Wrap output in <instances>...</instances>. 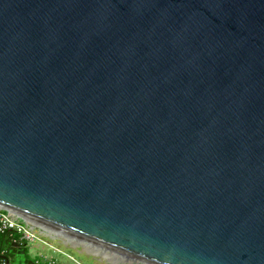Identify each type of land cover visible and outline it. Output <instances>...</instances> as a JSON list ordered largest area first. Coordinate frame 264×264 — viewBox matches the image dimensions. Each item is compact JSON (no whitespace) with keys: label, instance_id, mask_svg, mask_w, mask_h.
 Listing matches in <instances>:
<instances>
[{"label":"water","instance_id":"obj_1","mask_svg":"<svg viewBox=\"0 0 264 264\" xmlns=\"http://www.w3.org/2000/svg\"><path fill=\"white\" fill-rule=\"evenodd\" d=\"M0 207L264 264V0H0Z\"/></svg>","mask_w":264,"mask_h":264},{"label":"rangeland","instance_id":"obj_2","mask_svg":"<svg viewBox=\"0 0 264 264\" xmlns=\"http://www.w3.org/2000/svg\"><path fill=\"white\" fill-rule=\"evenodd\" d=\"M15 215L21 222H25L28 227L32 228V232H35L36 234H34L38 237L30 244L29 249L32 255L37 252L48 254L56 262L64 264H75L67 255L83 264H148L128 254L62 229L53 231L54 233L50 232L49 228L47 229L44 225L47 223L32 221L27 217L22 218L17 214ZM50 226L57 229V227Z\"/></svg>","mask_w":264,"mask_h":264},{"label":"crops","instance_id":"obj_3","mask_svg":"<svg viewBox=\"0 0 264 264\" xmlns=\"http://www.w3.org/2000/svg\"><path fill=\"white\" fill-rule=\"evenodd\" d=\"M15 238V234H0V254L8 258L9 264H52L49 263V259L53 258L51 255L39 252L32 255L29 249L30 244L15 243ZM0 264H5L4 260L0 259ZM53 264L64 263L55 262Z\"/></svg>","mask_w":264,"mask_h":264},{"label":"built area","instance_id":"obj_4","mask_svg":"<svg viewBox=\"0 0 264 264\" xmlns=\"http://www.w3.org/2000/svg\"><path fill=\"white\" fill-rule=\"evenodd\" d=\"M34 233L35 232H32V228L28 227L25 222H21L14 213L6 211L0 207V234H15V243L31 244L38 239L35 235L36 233ZM67 257L75 264H83L68 255ZM55 262L56 261L53 258L49 259V263L53 264Z\"/></svg>","mask_w":264,"mask_h":264},{"label":"bare ground","instance_id":"obj_5","mask_svg":"<svg viewBox=\"0 0 264 264\" xmlns=\"http://www.w3.org/2000/svg\"><path fill=\"white\" fill-rule=\"evenodd\" d=\"M28 219H30V220H32V221H33V220H36V219L30 218V217H28ZM37 221H38V222H41V221H39V220H37ZM41 224H43V223H41ZM44 225H46V228H47V229L49 228L48 230H49L50 232H53V231H56V230H58V231L61 230V229H59V228H57V229L55 228V229H54V228H52V227H51L50 225H48V224H44ZM61 232H62V231H61ZM53 233H54V232H53ZM72 236H74V235H72ZM91 243H92V242H91Z\"/></svg>","mask_w":264,"mask_h":264}]
</instances>
